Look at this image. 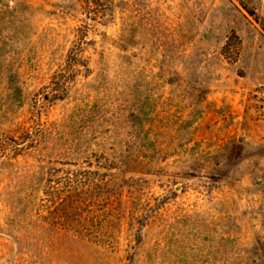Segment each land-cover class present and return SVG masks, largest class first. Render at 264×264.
I'll return each mask as SVG.
<instances>
[{
    "label": "rangeland",
    "instance_id": "rangeland-1",
    "mask_svg": "<svg viewBox=\"0 0 264 264\" xmlns=\"http://www.w3.org/2000/svg\"><path fill=\"white\" fill-rule=\"evenodd\" d=\"M0 0V264H264V0Z\"/></svg>",
    "mask_w": 264,
    "mask_h": 264
},
{
    "label": "trees",
    "instance_id": "trees-1",
    "mask_svg": "<svg viewBox=\"0 0 264 264\" xmlns=\"http://www.w3.org/2000/svg\"><path fill=\"white\" fill-rule=\"evenodd\" d=\"M83 2H87V1L83 0Z\"/></svg>",
    "mask_w": 264,
    "mask_h": 264
}]
</instances>
